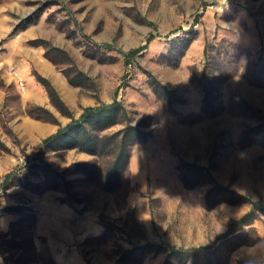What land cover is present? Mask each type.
I'll list each match as a JSON object with an SVG mask.
<instances>
[{
  "label": "rangeland",
  "instance_id": "rangeland-1",
  "mask_svg": "<svg viewBox=\"0 0 264 264\" xmlns=\"http://www.w3.org/2000/svg\"><path fill=\"white\" fill-rule=\"evenodd\" d=\"M12 1L0 0V5L4 7ZM118 1L114 2V8L118 6L121 12L115 14L120 23L116 36L122 34V26L131 18L138 23L154 18H150L155 23L151 28L159 33L150 48L137 54L130 64L125 63L121 53L94 44L99 41L93 33L84 31L76 13L70 9L69 0H25L30 8L19 12L8 9L2 13L9 18L10 26L5 39L14 38V42L5 49L4 39L0 40V175L24 161V152L30 156L38 152L43 138L40 122L48 121L51 116L44 107L57 116L40 101L45 89L35 75L38 72L47 77L44 71L48 67L59 77L66 78L63 71L74 77L77 64L92 77L76 85L80 88L76 97L81 98L73 109L77 116L85 106L82 98L98 96L103 90L107 92H104L105 97L111 100L116 84L123 78L129 86L120 88L119 98L140 112L154 116L153 133L147 141L133 146L128 180L120 187L106 189L84 173L69 174L68 177L74 179L71 206L63 199L66 196L63 184L45 189L52 181L48 183L39 172L30 169L22 183L0 189V213L5 216V227L0 229L10 231L2 235L3 241L12 237L23 245L9 242L16 247L8 248L4 255L8 261L0 255L7 264H54L51 258L59 264L55 243L52 250L46 236L38 230L37 222L33 225L29 220L20 219L22 214L8 209L24 202L35 209L37 216L45 212L44 218L48 219L52 214L50 224L61 235H67L70 226L78 227V240L67 244L68 247L57 243V249L68 254L79 249L93 263L112 264L123 248L147 239L161 244L163 249L212 243L215 236L226 229L230 219L239 217L250 204L223 202L212 208L203 207L201 197L208 186H188L181 180L180 156L208 165L218 180L253 199L264 198V0ZM198 12H203L201 21L195 25L198 34L180 64L172 65L173 60L169 59V63L167 56L174 39L187 38L192 33L183 30L168 33L179 26L189 30ZM29 17L35 20L28 21ZM217 24L219 37L226 36L242 48L222 56V66L229 76L220 85V101L214 108L205 110L203 90L192 79L190 66L202 67L205 36H213ZM138 26L137 30L128 32L130 38L136 37L130 44H137L141 39L145 42L150 32L147 27ZM100 28L101 23L94 33ZM61 39L74 55L89 59L95 67L90 71L80 66L69 49L58 44ZM41 41L49 47H60L66 53L50 49L49 56L54 62L46 56V47L35 44ZM115 43L125 50L128 48V45ZM93 54L97 57L93 58ZM106 54L118 56L121 63L98 60ZM146 69L177 88L181 99L175 102L173 109H167L156 96ZM32 93L40 99L30 98ZM235 94L246 98L250 105L234 100ZM54 110L59 113L60 119L57 118L62 124L71 119L55 106ZM45 156L58 169L76 160L92 158L91 154L77 148L50 150ZM42 181V186H35ZM150 195L156 197L151 203ZM251 228L249 238L258 239L256 242L262 246L260 251H264V215L257 218ZM253 244L242 245L231 253L224 249L219 264H249L248 252ZM151 248L146 249L142 260L128 259L123 264H164L166 252L157 251L155 245ZM213 258L216 260L215 256ZM172 264L195 262L194 259L188 263L176 259Z\"/></svg>",
  "mask_w": 264,
  "mask_h": 264
},
{
  "label": "trees",
  "instance_id": "trees-1",
  "mask_svg": "<svg viewBox=\"0 0 264 264\" xmlns=\"http://www.w3.org/2000/svg\"><path fill=\"white\" fill-rule=\"evenodd\" d=\"M202 15L203 12H198L194 15L189 30H185L183 26H179L168 33L169 35L178 30L192 33L187 38L174 39L167 56L168 62L169 59L173 60L172 63L169 62L172 65L178 66L180 64L190 43L196 38L198 33L195 30V25L201 21ZM27 19L28 21L35 20L32 17ZM144 21L153 24L150 20L144 19ZM218 26L219 24L216 25L213 36H205L203 48L205 60L202 67L200 68L197 65L190 66L192 79L203 90V107L205 110L214 108L217 102L220 101V85L229 76L222 66V56L231 54L233 51H238L242 48L241 44L234 42L226 36L219 37ZM84 35L89 36L86 33ZM158 35V32H150L144 43L129 50L118 47L115 43L116 37H114V41L112 42H94V44H102L109 50L121 53L125 63L130 64L134 57L142 53ZM35 44L46 47V56L51 60L53 59L49 56L50 49L66 53L60 47H49L44 41L35 42ZM91 56L93 58L97 57L95 54ZM98 60L101 62H115L118 60V56L106 54V56L98 58ZM75 69L77 74L74 77L67 71H63L72 85H81L84 79L92 78L77 64H75ZM144 71L149 76L151 88L156 96L164 102L167 109H173L175 102L181 99L177 88L165 83L151 70L146 69ZM35 75L46 87L54 106L62 114L69 116L71 119L67 123L62 124L57 116L44 107V110L51 115L46 120L57 123V130L42 138L37 147L38 152L34 156H30L27 152H24V161L18 162L3 175H0V189H7L10 186L22 183L23 177H25L30 169L39 172L48 183L52 181L45 189L63 184L66 192V196L63 199L72 206L74 201L72 199L73 190L71 184L74 179L69 178V174L84 173L89 178L99 182L106 189L122 186L128 180L130 173V159L133 146L139 142L147 141L154 130V116L152 113H142L139 109L129 106L123 99L118 97L120 87L129 85V83L123 78L115 91V97L112 101H102L97 96V103L84 106L82 112L77 116L49 78L38 72H35ZM233 99L250 105V102L240 94H235ZM251 108L255 109L252 104ZM70 148L85 151L91 154L92 158L84 161H73L64 169H58L46 159L45 154L50 150H67ZM25 168L29 169L25 170ZM178 170L181 180L186 185L197 186L205 184L208 186L206 192L201 197L203 207L212 208L219 203L227 202L231 204L249 203L250 208L239 217L230 219L226 229L219 232L212 243L188 247L174 245L168 249H163L161 244L151 242L149 239L144 243L137 241L133 242L131 247L123 248L116 261L112 264H123L128 259L140 261L145 256L146 249H152L151 247L154 245L157 251L166 252L164 264H172L176 259L182 260L184 263H188L191 259H194L195 264H198L200 261H202L201 264H219L221 262L220 253L224 249L227 253H231L242 245H250L258 241L256 238H249V232L252 230L251 227L254 221L261 215H264V198L255 200L249 195L221 182L216 178L208 165L198 161L185 159L180 156ZM28 182L31 183L29 180ZM42 184H44V181L36 182L35 186H42ZM45 189L41 188V190ZM149 189L151 191L150 184ZM149 198L150 203L156 199L152 195ZM9 207L8 209L11 211L22 214L20 219L29 220L33 225L36 224L37 213L27 202L13 204ZM0 216H2V213H0ZM101 217L103 219V214H101ZM104 224H106L105 220ZM4 234L8 235L10 231L5 232L0 229V255L2 256L6 255L9 247H16V245H11L9 242L14 241L17 243V246L20 244V241L12 237L3 241L2 235ZM20 247H23V245L20 244ZM213 256L216 257V260H214ZM4 258L8 261L7 257L4 256ZM51 259L54 264H57L53 258ZM87 261L89 264H102L93 263L90 259H87Z\"/></svg>",
  "mask_w": 264,
  "mask_h": 264
},
{
  "label": "crops",
  "instance_id": "crops-1",
  "mask_svg": "<svg viewBox=\"0 0 264 264\" xmlns=\"http://www.w3.org/2000/svg\"><path fill=\"white\" fill-rule=\"evenodd\" d=\"M114 2L115 0H69V5H70V9L76 13V17L82 23L84 31L87 33H93V36L99 42L101 43L107 42V41L112 42L114 41V37H116L115 41L118 43V45H120L121 43L124 46L128 45L127 50L144 43V41L141 39L140 42L137 44L136 43L130 44L136 37L130 38L129 36L130 34L128 35V32L130 33L131 30H137L139 27L138 25H140V28L142 29H145V27H147L150 32H155L154 29L151 28L155 26V23L153 22L154 18L150 17L153 20H151L150 18L147 19V20L152 21L153 24L147 23L146 21H144V23H138L136 20H133L131 18L130 20H128L126 24L122 26L123 28L122 34H120L119 36H116L115 32L119 28L120 23L115 18V14H118L121 12L118 6L114 8ZM117 2L119 1L117 0ZM27 7L30 8L31 5H27L25 0H14L12 1V3L7 4L4 7L0 5V40L4 39L3 44H2L3 48L6 49V47H9L10 45H12V43L14 42V38L5 39V37L8 35L10 31V26H9V18L2 15V13L8 9H10L13 12H19L22 10H26ZM99 23H101V28L98 31V33H94ZM55 38L57 39V37ZM58 44L61 46H65L67 49H69L68 46L62 43V39L58 42ZM147 48L149 49L150 47L148 46ZM69 51L73 55L75 60L78 62V64L82 66L84 69L91 71V69L95 67L94 64L89 59L82 58L80 55H74V51L71 49H69ZM117 61H118L117 64L121 63V59ZM0 67H1V63H0ZM44 74L50 78L52 83L56 86V88L60 92L61 96L67 102L69 107L73 110L76 104H78L81 100V98L79 99L76 97V93L78 94L80 88L76 85H72L68 81L67 77L66 78L59 77L58 74L51 67L46 68V71H44ZM31 82H33V80H30V83ZM116 85L117 86L115 88V91L117 90L120 83L119 84L117 83ZM42 86L44 85L42 84ZM126 86H129V85H126ZM44 89H45L44 93L42 92L40 94V97H41L40 101L44 103L45 106L50 107L60 119L59 113L54 110V106L51 103L48 91L45 86H44ZM115 91H114V95L111 100L110 98L107 99L105 97L104 92L106 91H103V90L100 91L98 96L102 101L109 102L114 99ZM30 95H31L30 98L40 99L38 96L34 95L33 93ZM82 99L83 101H85V106L95 104L98 101L97 96H93L90 98L84 97ZM57 128H58V124L55 122H51V121L40 122V132L41 134H43V137H45L46 135L50 133L55 132ZM4 217H5L4 215L0 216V227L1 228L5 227V222H3ZM44 217H45V212L38 214L37 228L40 231V233L46 236L47 243L52 250H53V245L55 243L54 250L58 252L60 255L59 257L58 256L56 257L58 263L59 264H89L87 259L80 253L79 249H76L75 251L76 253L73 252L72 254H68V251L61 252L60 249H57V243H61L62 247L63 246L68 247L67 244L73 243L74 241L78 240V237H80V233L78 232L79 231L78 227L71 228L70 226L68 234L64 236V235L59 234L60 232L50 224V221H51L50 218L52 217V214L48 215V219H45ZM45 220H47L46 225H44ZM261 248L262 246L260 242H256V244L254 243L253 245L249 247L250 249L248 252L249 264H264V262H262V257H264V251H260ZM0 264H7V263L4 260L0 259Z\"/></svg>",
  "mask_w": 264,
  "mask_h": 264
},
{
  "label": "built area",
  "instance_id": "built-area-1",
  "mask_svg": "<svg viewBox=\"0 0 264 264\" xmlns=\"http://www.w3.org/2000/svg\"><path fill=\"white\" fill-rule=\"evenodd\" d=\"M1 47H2V45H1V43H0V49H1Z\"/></svg>",
  "mask_w": 264,
  "mask_h": 264
}]
</instances>
